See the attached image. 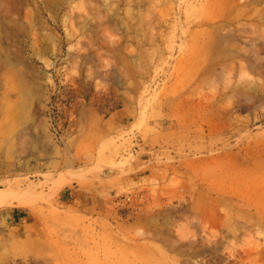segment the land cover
Segmentation results:
<instances>
[{
    "label": "rangeland",
    "instance_id": "374dc122",
    "mask_svg": "<svg viewBox=\"0 0 264 264\" xmlns=\"http://www.w3.org/2000/svg\"><path fill=\"white\" fill-rule=\"evenodd\" d=\"M230 1L0 0V106L13 71L36 92L0 157V189L35 185L0 206V264H264V0Z\"/></svg>",
    "mask_w": 264,
    "mask_h": 264
},
{
    "label": "bare ground",
    "instance_id": "6f19581e",
    "mask_svg": "<svg viewBox=\"0 0 264 264\" xmlns=\"http://www.w3.org/2000/svg\"><path fill=\"white\" fill-rule=\"evenodd\" d=\"M232 1V0H231ZM231 1L228 3L230 4ZM233 2V1H232ZM235 2V0H234ZM233 4V3H232ZM237 6H240L239 3H236ZM235 4V5H236ZM91 3L82 1L80 4V11L83 12L81 16L86 21H91L90 13L93 14V9L91 7ZM234 6V5H233ZM81 16H78L80 18ZM76 19V16L71 11V13L67 16H65L64 22V29L66 33V42L68 44H71L72 47L68 50V59H72L76 61L82 53L83 50V42L82 37L85 34V32H82L81 29H78L76 27V24L74 20ZM35 37V36H34ZM38 37V35H37ZM33 39L32 48L34 51V54L36 55H42L43 51L42 48L44 45H42L39 38ZM56 41H54V47L56 46ZM60 40L59 44L60 45ZM114 44V40L112 38V35L110 33L105 32L103 36L102 46L105 49H110L111 45ZM212 44V43H211ZM211 46V45H210ZM112 49V48H111ZM56 50V49H54ZM214 52L212 48L208 49L205 52V58L207 61L211 60ZM13 78L14 81L17 84L18 87V96L16 101L14 102L13 106L3 103L0 106V123L3 122L0 125V157L4 156L5 153L8 154L6 157V160H8L9 163L14 165L11 159L12 150L16 144V139L13 136V129L15 127H23L28 128L30 126V122L32 121L33 112H34V104H35V91H32V89L28 86V84L25 82L24 77L19 71H13ZM8 97H5V99ZM8 99V98H7ZM8 102V101H7ZM39 105H42V102L39 100ZM99 124L93 128V131H99L102 132V137L105 139L106 143L104 144L103 148V154L108 155L111 153L112 148V142H111V132L109 127L104 128H98ZM97 159V154L95 149H93L92 154L89 155V161L94 162ZM67 160V159H66ZM64 160V163L67 161ZM69 160V159H68ZM21 163V161H19ZM16 166V165H15ZM68 186V182L66 180H60L56 182V187L58 189H62L64 187ZM35 185H29L28 187L24 189H0V206H26L28 205V201L31 199V195L34 193ZM262 224L264 226V222L262 220Z\"/></svg>",
    "mask_w": 264,
    "mask_h": 264
},
{
    "label": "crops",
    "instance_id": "0c3cea01",
    "mask_svg": "<svg viewBox=\"0 0 264 264\" xmlns=\"http://www.w3.org/2000/svg\"><path fill=\"white\" fill-rule=\"evenodd\" d=\"M73 195H76L73 191L65 189L60 192L59 199L62 202H68L69 198L73 197ZM24 215L25 212L22 210L11 209L7 212H4L2 214V218L8 224L9 227L16 228L17 226H19L20 221L24 218Z\"/></svg>",
    "mask_w": 264,
    "mask_h": 264
}]
</instances>
